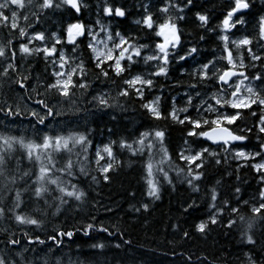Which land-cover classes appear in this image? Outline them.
<instances>
[{
	"label": "snow or ice",
	"instance_id": "1",
	"mask_svg": "<svg viewBox=\"0 0 264 264\" xmlns=\"http://www.w3.org/2000/svg\"><path fill=\"white\" fill-rule=\"evenodd\" d=\"M254 6L255 0H225L213 23L209 12L193 13L195 0L141 2L129 31L113 26L131 13L122 0H0V264H93L81 245L76 259L65 262L63 250L77 236L93 241L92 254L102 253L112 243L108 238L122 241L112 245L117 249L130 244L117 225L93 214L71 227H49L87 202L85 182L111 183L125 157L139 164L148 201L136 212H147L165 184L175 189L179 181L200 194L183 206L185 214L204 207L196 233L206 237L224 220L226 229L238 232L241 247L224 264H264V11L249 20ZM53 16L54 26L43 27ZM190 19L201 34L185 45L182 23ZM208 33L215 34L219 51L197 60ZM190 58L194 65L183 68ZM173 64L181 65L188 82L177 81L172 87L185 90L165 96L159 80L170 76ZM96 82L117 84L116 94L96 91ZM122 100L138 102L147 118L125 135L109 128L114 138L97 141L86 122L65 119L124 110ZM176 126L183 133L178 148L171 138ZM232 161L237 180L241 168L254 173L250 199L241 198L239 186L224 197L221 180L208 181L209 167ZM182 236L191 239L192 233ZM196 259L213 264L205 255ZM185 264H195L192 255Z\"/></svg>",
	"mask_w": 264,
	"mask_h": 264
},
{
	"label": "trees",
	"instance_id": "2",
	"mask_svg": "<svg viewBox=\"0 0 264 264\" xmlns=\"http://www.w3.org/2000/svg\"><path fill=\"white\" fill-rule=\"evenodd\" d=\"M90 2L95 4L96 0H90ZM122 2L128 5L131 13L127 20L114 23L113 26L121 30L131 31L134 28L132 20L138 17L139 4L143 2L151 5L153 0H122ZM224 3L225 0H195L193 13L197 10L207 11L213 16V23H215ZM262 11H264V0H255V6L248 19L253 20ZM191 16L192 13H189L190 18ZM86 19H91V16L86 15ZM57 21L58 18L53 16L51 20L43 24V27H53ZM182 29L184 32L182 39L185 45L197 43L201 30L191 23V19L187 23H182ZM2 38L3 33H0V39ZM144 39L146 40L147 37ZM217 43L215 34L208 33L205 41H199L201 55L197 56V60L212 59L214 54L219 51ZM214 50H216L215 53ZM84 54L87 56L86 51ZM194 63L190 58L187 64L182 62V66L190 70ZM180 68L181 65L173 64L170 76L167 79L160 78L159 84L163 86L165 96L176 95L185 90L184 88L172 87L177 81H181L183 84L188 82L187 76H181ZM43 69V63L38 62L35 71L41 73ZM93 88L96 91H110L112 95H115L117 84L96 82ZM155 94H160L159 87L155 90ZM121 103L125 104L124 110L120 108L110 109L106 113L97 112L95 115L81 113L80 116L65 117V119L79 125H84L86 122L87 126L94 130L93 136L97 141L114 138L109 137V128H112L115 134L125 135L142 123H147V118L138 102L122 100ZM113 115L116 116L115 120L112 119ZM20 128L21 130L27 128V122L25 121L24 124L20 125ZM182 134L180 126H176L172 130L173 147H179ZM254 145L255 140L253 139L249 146ZM125 161V166L113 175L111 183L104 184L101 182L99 185H89L88 182H85L83 186L88 192L87 202L78 210L68 209L49 227H60L62 223L71 227L77 221L82 222L89 214H93L106 225H117L124 233L123 239L130 240L131 243L123 244L121 248L117 249L112 245L117 242L122 243V241L118 238H108L112 240V243L102 253L92 254L88 244L93 241L87 237L77 236L75 242L63 250L68 254L64 257L65 262H67L68 256H71L73 260L76 259L77 245L82 246L84 253L88 254L93 264H185L187 255H192L195 264H199L196 258L201 255L207 256L213 264H224L225 257L230 261L233 258L230 254L239 251L241 247L239 234L236 229L228 230L223 226L227 222L226 220L222 224L212 226V230L206 237L194 231L193 225L198 223L200 219L206 218V213L203 205L200 209L192 210L190 214L183 212V206L191 202V199L198 198L200 194L192 193L186 185L179 181L175 182V189L165 184L161 192V199L151 201L147 212L143 209L136 212L135 207H140L142 201H148L146 197L142 196L143 185L139 164L134 160L128 161L127 157H125ZM235 166L236 162L232 161L231 166L209 167L208 181L215 183L217 179H220L222 182L220 191L224 197L233 196L235 187L239 186L242 189L241 198L250 199L257 187L254 173L249 168H241L240 180H237L234 172ZM228 173L233 174L228 175ZM173 175L175 174L173 173ZM133 191L136 192L135 198L129 195ZM101 206L111 207L114 211L106 213ZM184 230L192 233L191 239L182 236ZM96 236L103 238L104 234H95L94 238ZM2 238L0 236V239ZM257 238H261L259 229L257 230ZM181 253L184 255H180Z\"/></svg>",
	"mask_w": 264,
	"mask_h": 264
},
{
	"label": "bare ground",
	"instance_id": "3",
	"mask_svg": "<svg viewBox=\"0 0 264 264\" xmlns=\"http://www.w3.org/2000/svg\"><path fill=\"white\" fill-rule=\"evenodd\" d=\"M91 19H92V17H91Z\"/></svg>",
	"mask_w": 264,
	"mask_h": 264
}]
</instances>
